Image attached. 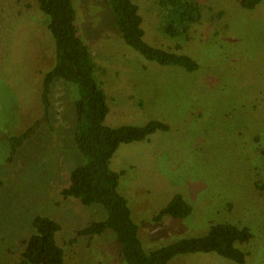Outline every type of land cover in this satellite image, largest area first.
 Wrapping results in <instances>:
<instances>
[{
	"label": "rangeland",
	"instance_id": "1",
	"mask_svg": "<svg viewBox=\"0 0 264 264\" xmlns=\"http://www.w3.org/2000/svg\"><path fill=\"white\" fill-rule=\"evenodd\" d=\"M77 23L107 94L106 124L169 125L145 141L122 144L111 168L122 173L119 190L140 222L151 252L229 223L253 238L238 246L247 264H264V0H191L202 18L186 34H166L160 0H133L143 16L145 40L199 63L187 72L145 59L125 42L107 0H73ZM56 63L49 18L37 0H0V264H18L33 221L60 223L65 264H126L111 231L92 238L78 231L106 217L103 207L64 198L71 172L86 163L74 141L79 88L56 79L51 125L9 162L8 138L43 115L44 76ZM176 195L193 206L187 219L154 218ZM75 240V242H73ZM170 264H235L215 253L179 256Z\"/></svg>",
	"mask_w": 264,
	"mask_h": 264
},
{
	"label": "trees",
	"instance_id": "2",
	"mask_svg": "<svg viewBox=\"0 0 264 264\" xmlns=\"http://www.w3.org/2000/svg\"><path fill=\"white\" fill-rule=\"evenodd\" d=\"M41 11L49 18V30L55 42L56 63L44 76L41 100L43 115L18 136L8 138L9 162L14 161L19 149L38 135L43 126L51 125V95L56 79H63L79 88L74 103L77 121L74 141L86 163L76 167L70 175V185L61 192L64 198H76L84 206L104 208L106 217L78 231V237L92 238L111 231L120 245V258L126 264H170L179 256L215 253L235 264H247L249 254L238 245L249 242L253 235L248 227L223 223L213 225L208 234L180 239L157 250L148 252L140 239V222H136L128 199L119 190L122 173L111 168L113 156L122 144L145 141L157 131H169V125L151 120L143 126L109 127L106 119L110 108L107 94L96 78L97 65L91 50L83 40L77 23L73 0H37ZM122 37L127 45L145 59L161 66H177L187 72L199 69V63L186 54L154 47L145 40L143 16L133 0H107ZM263 0H245V8L252 10ZM166 9L163 30L172 37L189 32L202 18L201 6L191 0H160ZM193 206L181 195H176L154 218L166 216L187 219ZM35 232L25 242L22 259L18 264H65V249L58 244L60 223L46 216L33 221ZM75 242V240H73Z\"/></svg>",
	"mask_w": 264,
	"mask_h": 264
}]
</instances>
